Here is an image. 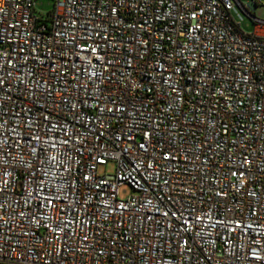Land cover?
<instances>
[{"label":"built area","instance_id":"2783aa9c","mask_svg":"<svg viewBox=\"0 0 264 264\" xmlns=\"http://www.w3.org/2000/svg\"><path fill=\"white\" fill-rule=\"evenodd\" d=\"M258 4L0 0V264H264Z\"/></svg>","mask_w":264,"mask_h":264},{"label":"rangeland","instance_id":"374dc122","mask_svg":"<svg viewBox=\"0 0 264 264\" xmlns=\"http://www.w3.org/2000/svg\"><path fill=\"white\" fill-rule=\"evenodd\" d=\"M241 4L247 5L249 0H238ZM55 0H35V7L37 15L49 12ZM250 11L253 12V16L256 20L264 22V0H260L255 8L248 7ZM230 16L234 23L238 24L239 29L244 33H252L254 30V21L253 19L247 17L241 9L234 5L230 10ZM115 165L113 162L109 161L104 166L97 167V175H111L113 174ZM131 193L130 188L126 184H122L118 187L117 197L119 199H125Z\"/></svg>","mask_w":264,"mask_h":264},{"label":"water","instance_id":"95a60500","mask_svg":"<svg viewBox=\"0 0 264 264\" xmlns=\"http://www.w3.org/2000/svg\"><path fill=\"white\" fill-rule=\"evenodd\" d=\"M246 15V14H245ZM247 17H249L248 15H246ZM249 18H251L252 19V17H249Z\"/></svg>","mask_w":264,"mask_h":264},{"label":"crops","instance_id":"0c3cea01","mask_svg":"<svg viewBox=\"0 0 264 264\" xmlns=\"http://www.w3.org/2000/svg\"><path fill=\"white\" fill-rule=\"evenodd\" d=\"M253 32V31H252Z\"/></svg>","mask_w":264,"mask_h":264}]
</instances>
